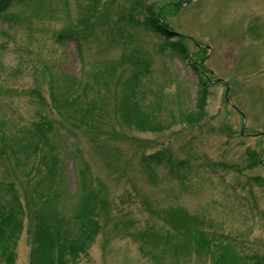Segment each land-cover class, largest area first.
Listing matches in <instances>:
<instances>
[{
  "label": "rangeland",
  "instance_id": "1",
  "mask_svg": "<svg viewBox=\"0 0 264 264\" xmlns=\"http://www.w3.org/2000/svg\"><path fill=\"white\" fill-rule=\"evenodd\" d=\"M3 4L0 201L29 204L14 264H57L43 221L76 233L85 202L100 231L68 264H264V0Z\"/></svg>",
  "mask_w": 264,
  "mask_h": 264
},
{
  "label": "trees",
  "instance_id": "2",
  "mask_svg": "<svg viewBox=\"0 0 264 264\" xmlns=\"http://www.w3.org/2000/svg\"><path fill=\"white\" fill-rule=\"evenodd\" d=\"M8 1L10 0H4V4H6ZM146 24L149 25L156 33L158 32L161 33V35L163 34L167 36H170L171 34L166 30L164 26L160 24L159 21L152 18L151 16L146 18ZM181 53L182 52L180 51V54ZM40 121L44 124L46 123L43 119ZM40 126H42L43 128V125ZM1 151H3V153H1ZM1 151L0 166L4 167V163H8L10 161V156L5 152V149ZM154 158L155 156L153 155L149 157V159ZM154 160L159 161L160 159ZM167 162H170L169 159H167ZM8 173L5 176L4 180H9L8 183L13 185L12 178L8 176ZM14 194L15 195L11 196L6 201H0V264L15 263L16 240L18 239L19 233L22 229V221L25 217V210H28L27 207L29 204L27 203L26 206L22 205V203H20L19 201L18 193ZM25 194L26 191L23 192V195ZM90 204L91 202H85L81 206L82 210H80L74 217L75 225H78V231L76 230V233H73L72 231H66V229L62 228V218L60 220H57L56 223L49 222L48 224H46L47 221H43L45 226L41 231L40 236L37 237L43 243V245H38L40 252L47 255L49 259L55 261V263L57 264H68L69 262L75 263L81 255H85L89 246L93 242V238L100 231L99 222L97 221L96 217H93V214H95V208L94 206L93 208H89L92 206ZM88 209H91V213L89 215L88 213H86ZM49 217L57 218V215L52 213L49 215ZM213 238L215 237H212L211 241L213 240ZM213 245L216 247L217 251L220 250L223 246L217 242H213ZM253 260L254 262L244 261V263L258 264L255 261V257H253Z\"/></svg>",
  "mask_w": 264,
  "mask_h": 264
}]
</instances>
